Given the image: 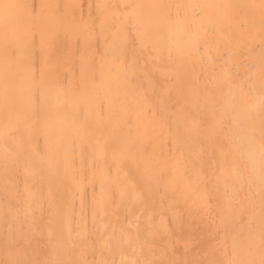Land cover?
<instances>
[{"label":"bare ground","instance_id":"obj_1","mask_svg":"<svg viewBox=\"0 0 264 264\" xmlns=\"http://www.w3.org/2000/svg\"><path fill=\"white\" fill-rule=\"evenodd\" d=\"M0 264H264V0H0Z\"/></svg>","mask_w":264,"mask_h":264}]
</instances>
